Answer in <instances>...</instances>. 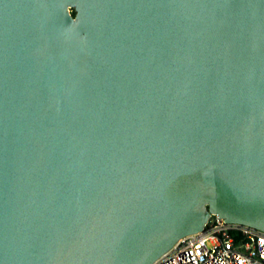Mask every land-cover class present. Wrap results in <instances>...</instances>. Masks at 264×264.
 I'll return each instance as SVG.
<instances>
[{
  "label": "water",
  "instance_id": "water-1",
  "mask_svg": "<svg viewBox=\"0 0 264 264\" xmlns=\"http://www.w3.org/2000/svg\"><path fill=\"white\" fill-rule=\"evenodd\" d=\"M212 215L264 231V0H0V264H152Z\"/></svg>",
  "mask_w": 264,
  "mask_h": 264
},
{
  "label": "built area",
  "instance_id": "built-area-1",
  "mask_svg": "<svg viewBox=\"0 0 264 264\" xmlns=\"http://www.w3.org/2000/svg\"><path fill=\"white\" fill-rule=\"evenodd\" d=\"M152 264H264V231L212 215L201 232L180 238Z\"/></svg>",
  "mask_w": 264,
  "mask_h": 264
}]
</instances>
